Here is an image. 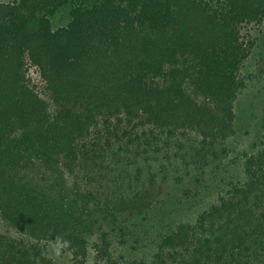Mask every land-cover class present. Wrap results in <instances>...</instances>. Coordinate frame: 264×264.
I'll use <instances>...</instances> for the list:
<instances>
[{
	"label": "trees",
	"instance_id": "1",
	"mask_svg": "<svg viewBox=\"0 0 264 264\" xmlns=\"http://www.w3.org/2000/svg\"><path fill=\"white\" fill-rule=\"evenodd\" d=\"M255 21L264 0H0V219L18 233L0 264H62L48 243L73 264H264V129L239 177L219 164ZM208 167L217 199L142 257L137 185Z\"/></svg>",
	"mask_w": 264,
	"mask_h": 264
},
{
	"label": "rangeland",
	"instance_id": "2",
	"mask_svg": "<svg viewBox=\"0 0 264 264\" xmlns=\"http://www.w3.org/2000/svg\"><path fill=\"white\" fill-rule=\"evenodd\" d=\"M67 10L62 8L51 17L54 28L67 23ZM241 33L245 41L252 45L239 68V76L245 81V86L235 100V133L227 139L226 155L219 162L226 170L223 177L230 178L239 177L242 155L255 150L264 129V21L244 24ZM28 74L34 86L40 89L41 80L36 69L29 67ZM187 173L180 182L170 177L163 180L161 176H156L153 183L144 182L147 185L143 189L137 185L136 191L142 195V212L145 211L143 219V215L136 217L141 220L137 229L141 238L137 253L142 257L147 258L152 253L153 243L158 236L168 232L177 223L192 221L198 212L217 199L218 181L207 178L213 175L209 167L201 171L190 169ZM102 192L105 196L112 192L111 198L116 196L112 187ZM112 201L118 206L131 205L124 201ZM145 203L148 207L144 206ZM0 232L18 236V233L6 226L1 219ZM46 246L54 259L62 264H73L69 253L61 246L54 243H48Z\"/></svg>",
	"mask_w": 264,
	"mask_h": 264
}]
</instances>
